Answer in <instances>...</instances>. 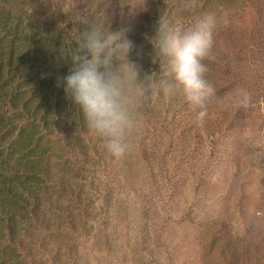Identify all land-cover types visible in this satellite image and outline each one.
Segmentation results:
<instances>
[{"label": "trees", "instance_id": "trees-1", "mask_svg": "<svg viewBox=\"0 0 264 264\" xmlns=\"http://www.w3.org/2000/svg\"><path fill=\"white\" fill-rule=\"evenodd\" d=\"M40 1H0V264H54L61 259L77 264L78 248L87 238L97 239L100 231L90 177L104 180L115 168V182L125 179L127 189L133 190L137 173L131 166L135 151L128 148L122 157H113L58 87V78L72 67L73 55L82 54L71 30L86 26L62 19L61 10H48ZM135 1L145 6L135 12L144 28L134 43L143 51L139 57L133 51L130 59L143 71L160 72L157 94L140 109V131L151 138L147 144L138 143L137 159L162 179L164 185L155 188L165 198L164 210L185 194L187 186L198 203L226 186L213 155L241 135L252 121L254 105L264 99V0H245L240 19L234 16L217 25L210 57L204 61L215 95L203 109L189 105L179 90L167 86L173 82L169 63L154 50L150 38L160 15L187 29L196 18L213 13L212 3L240 2L200 0L178 8L177 0ZM201 110L207 112L203 121L196 118ZM115 184L121 189L120 182ZM103 188L108 191L106 185ZM163 209H154L155 220H164L159 214ZM223 214L203 219L181 215L180 223L197 222L201 235L211 236L200 242L207 243L208 254L209 248L222 244L225 260L241 262L244 249L243 256L249 254L251 262L250 250L235 238ZM256 262L250 264H264L261 257Z\"/></svg>", "mask_w": 264, "mask_h": 264}, {"label": "rangeland", "instance_id": "rangeland-1", "mask_svg": "<svg viewBox=\"0 0 264 264\" xmlns=\"http://www.w3.org/2000/svg\"><path fill=\"white\" fill-rule=\"evenodd\" d=\"M42 1L39 3L48 6V10H61V18L67 21L76 15H82L86 19L93 16L95 22L110 21L113 30L122 24H130L132 31L129 38L133 41L144 28L140 20L135 18L136 11L145 9L142 1ZM199 1L177 0L176 6L183 8ZM238 1V5L232 6L212 3V14L215 15L217 25L226 24L234 16L240 19L245 0ZM253 109L252 121L243 127L241 135L223 145L216 156L213 155V159L217 161L215 164L219 165L216 171L226 179V186L217 190L216 196L208 194L201 197L198 203H194L195 195L192 194L191 187L187 186L185 194L179 200L172 201L170 206L167 204L164 210L161 201L164 203L165 198L155 188L157 184L160 187L164 185L162 179L156 177L157 170L137 159L138 143L147 144L151 137L148 132L139 131L134 137L135 141L130 138L128 148L135 151L131 166L137 171L134 183L131 182L133 190L127 189L129 183L125 179L117 178L115 182V168L114 174L106 176L104 180L102 176L95 177L94 181L93 176L90 177L88 184L100 214L96 228L100 231L96 233L97 239L91 237L83 241L78 248L80 256H74V261L77 264H250L255 263L257 257L264 261V99L259 100ZM226 150L228 153H225ZM231 153L233 156L228 160ZM118 182L122 185L121 189H115V183ZM103 185H106L109 192L102 190ZM160 191L162 192V188ZM142 195H146L147 199ZM154 207H162L159 214L164 220H155ZM147 208L149 212L146 211ZM220 212H224L227 227L235 238L242 240L244 248L250 250L251 262H247L249 254L243 256L244 249L240 251L241 262L225 260L221 254L222 244L209 248L208 254L207 243L202 246L200 242L201 237L210 239L211 236L201 235L197 222L194 225L180 223L181 215L203 219ZM207 254L209 257L204 261ZM54 264H67V261L61 259L54 261Z\"/></svg>", "mask_w": 264, "mask_h": 264}, {"label": "clouds", "instance_id": "clouds-1", "mask_svg": "<svg viewBox=\"0 0 264 264\" xmlns=\"http://www.w3.org/2000/svg\"><path fill=\"white\" fill-rule=\"evenodd\" d=\"M71 23L86 26L83 31L71 30L82 54L73 55L72 67L58 78V87L88 131L103 141L113 157L120 158L128 150L129 139L142 127L140 109L157 94L160 72L143 71L130 59L133 51L138 57L143 51L129 38L130 24L113 30L110 21H88L80 16ZM216 27L212 13L196 18L187 29L160 15L150 38L154 50L169 63L173 82L167 86L179 90L189 105L202 109L215 95L206 79L204 61L210 57ZM206 115L201 110L196 118L203 121Z\"/></svg>", "mask_w": 264, "mask_h": 264}]
</instances>
